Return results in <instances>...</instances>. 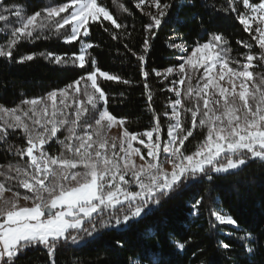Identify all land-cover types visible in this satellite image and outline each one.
I'll list each match as a JSON object with an SVG mask.
<instances>
[{
	"label": "snow or ice",
	"instance_id": "snow-or-ice-1",
	"mask_svg": "<svg viewBox=\"0 0 264 264\" xmlns=\"http://www.w3.org/2000/svg\"><path fill=\"white\" fill-rule=\"evenodd\" d=\"M146 2L156 11L145 13L151 22L144 26L141 52L132 55L140 62L151 109L146 57L154 29H159L172 4L137 0L136 7ZM208 6L234 15L261 51L257 55L250 44L237 41L249 52L243 60L233 59L226 37L212 32L206 42L197 41L190 54L178 57L182 61L178 67H168L163 73L153 69L164 80L176 77L165 89L175 98L168 99L162 113L169 121L164 138L158 114H154L149 130L132 133L125 121L114 117L106 107L107 96L99 80L131 81L102 71L89 51L94 45L86 38L93 23L103 26L109 21L115 29L124 27L102 3L68 0L29 14L22 5L9 6L0 0V34L7 37L0 42V58L18 64L32 61L36 53L14 56L17 45L56 35L64 44L78 43V52L39 55L49 63L83 70L63 89L25 98L13 108L0 106V142L20 158L16 163L0 165V177L10 182H0V264H16L23 252L38 246L47 250L55 264L60 241L78 244L95 237L101 229L126 231L174 194L182 195L189 184L205 178L211 181L213 174L239 169L250 159L264 162V71H253L264 65V0H225L219 6ZM117 38L113 34V39ZM170 47L187 52L183 43ZM187 114L191 116L190 127L185 126ZM115 124L123 129L118 145L116 137L107 136V129ZM198 128L204 130L202 139L188 151L185 142L196 138L194 131ZM17 130L23 133L22 146H13L8 140ZM53 142L60 145L57 153L49 151ZM17 186L25 190L23 196L14 190ZM6 191L12 193L11 197L4 196ZM201 203L202 198L195 200L193 208ZM211 216L221 225L239 229L231 215L213 210ZM238 239L251 254L256 239L253 233L245 230ZM174 244L181 251L185 248L179 240ZM222 246L230 247L227 243ZM146 259L148 264H160L154 256Z\"/></svg>",
	"mask_w": 264,
	"mask_h": 264
},
{
	"label": "trees",
	"instance_id": "trees-1",
	"mask_svg": "<svg viewBox=\"0 0 264 264\" xmlns=\"http://www.w3.org/2000/svg\"><path fill=\"white\" fill-rule=\"evenodd\" d=\"M65 2L68 0H4L9 6L22 5L29 14L45 6ZM98 2L102 3L113 18L124 27L115 29L109 21H104L103 26L100 23H93L90 35L86 38L94 45L89 51L102 71L131 81L130 84H124L101 78L99 83L107 96L108 111L117 119H123L125 127L132 133L149 130L154 123V114H158L162 136L166 138L169 121L162 113L166 110L168 99H174V96L165 89L166 86H170L169 81L175 77L170 76L164 80L163 77H157L153 69L163 73L168 67H178L182 63L178 57L189 54L197 41L206 42L212 32L222 33L228 40L231 48L229 55L233 59L243 60L244 54L249 52V48L238 44L237 41L250 44L251 51L257 55L261 51L256 41L244 31L234 15L216 12L208 6L212 4L219 6L224 4L225 0H162L170 2L172 7L159 29H154L155 37L151 39V47L146 57L145 68L149 73L147 83L152 95L150 109L140 62L132 52L140 53L142 50L146 35L144 26L151 22L145 13L156 10L149 7L147 2L141 8H137V0ZM237 6L243 10L242 4ZM113 34L118 38L113 39ZM6 38L5 34H0V42H4ZM180 43L184 44L186 53L170 47V44ZM78 50V43L64 44L56 35L48 39L25 40L19 43L14 50V56L30 53L37 55L32 61L23 64L0 58V106L13 108L25 98L43 97L72 83L83 73L82 69L49 63L39 54L41 52L71 54ZM87 67L90 70V64ZM253 71L257 73L264 71V65H259ZM100 107H104L103 103ZM184 121L185 126H191L190 114H187ZM203 131L196 129L194 131L196 138H189V141L185 142L188 151L194 150L198 140L202 139ZM60 138L63 139V136ZM8 140L13 146L25 144L23 133L19 130L12 133ZM59 149L60 145L53 142L49 151L57 153ZM142 151L144 152L143 149ZM19 160V156L8 151L7 144L0 142V165L16 163ZM0 182L10 183L3 177H0ZM14 190L21 196L25 194V190L18 186ZM6 192L11 197L12 193ZM201 198V205L193 208L195 200ZM213 210L234 217L238 221L239 229L217 223L211 216ZM245 230L251 231L256 238L251 244L253 247L251 254L245 251L238 239ZM175 240L185 243L184 250L176 248ZM117 241L120 243L117 244ZM223 243L229 244L230 247L225 249ZM153 256L160 264H264V162L249 160L235 172L213 174L211 181L205 178L193 182L182 195L174 194L172 199L163 202L154 213L139 223H133L126 231L101 229L95 237L86 238L78 244L60 241L55 249L54 262L148 264L146 258ZM16 264H52V259L43 246H38L23 252Z\"/></svg>",
	"mask_w": 264,
	"mask_h": 264
},
{
	"label": "rangeland",
	"instance_id": "rangeland-1",
	"mask_svg": "<svg viewBox=\"0 0 264 264\" xmlns=\"http://www.w3.org/2000/svg\"><path fill=\"white\" fill-rule=\"evenodd\" d=\"M191 53V52H190ZM189 53V54H190ZM199 55V54H198ZM170 77V76H169ZM172 77H175V76H172ZM176 78V77H175ZM175 98V97H174ZM171 112V109L169 108V113ZM2 115V114H1ZM122 131H123V129L120 127V125L119 124H115V125H113V127H111L110 129H107V136L109 137V139H111L112 137H116L117 139H116V142H117V145L119 144V137H120V135H121V133H122ZM166 137H167V133H166ZM134 143V146L135 147H140V148H142V146L141 145H137V144H135V142H133ZM143 149V148H142ZM144 150V152L146 153V149H143ZM133 159L139 164V163H141V161L139 160V157H133ZM251 160V159H250ZM255 160H258V159H255ZM260 161V160H259ZM242 167V166H241ZM240 167V168H241ZM239 168V169H240ZM239 169H236V170H232V171H230L229 173H232V172H235V171H237V170H239ZM170 170V169H169ZM229 173H223V174H216V175H224V174H229ZM4 196L7 198V197H10V194L8 193V192H5L4 193ZM21 204H23L24 203V201H23V199H20V201H19ZM29 206H31L30 205V203H29ZM227 225V224H226Z\"/></svg>",
	"mask_w": 264,
	"mask_h": 264
}]
</instances>
